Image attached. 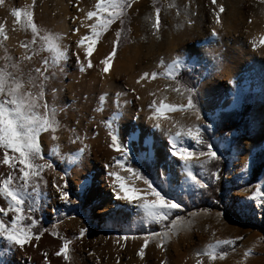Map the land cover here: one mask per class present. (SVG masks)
Returning <instances> with one entry per match:
<instances>
[{"label": "rangeland", "instance_id": "obj_1", "mask_svg": "<svg viewBox=\"0 0 264 264\" xmlns=\"http://www.w3.org/2000/svg\"><path fill=\"white\" fill-rule=\"evenodd\" d=\"M97 2L3 0L0 3V24L4 25V34L0 35V68L21 77L25 87L33 92L42 87L48 114L54 115L58 124L54 130L41 134L45 159L39 162L52 163L53 167L44 169L42 181L46 183H42L39 201L33 199L32 203L46 217L62 216L56 221V232L45 230L39 239L30 233L32 245L20 247L0 235V264H29L35 255L48 261L56 259L60 264H214L228 257H232V264H264V232L246 222L250 219L264 228V211L250 199L257 190L264 192V169L255 183L249 182L248 169L253 151L264 144V44L260 43L264 37V0H216L215 3L213 0H160L161 6L155 0H134L127 11L131 21L129 42L116 50L108 73L103 72L104 65L100 62L115 47L122 16L97 41L90 58L93 67L81 71L89 58L78 42L91 33L88 26L96 18L88 19L87 13L96 10ZM221 6L223 12H220ZM15 8L34 13L41 35L58 34L67 59L45 72L42 62L45 58L51 61L53 54L40 50L39 38L35 44L31 43L33 34L23 27L24 18L17 22L12 15ZM157 8L160 9L158 29L154 27ZM24 44L29 47H23ZM182 63L198 69L200 101L208 113L251 102L252 133L238 139L225 155L226 190L220 208H195L187 215H178L180 220L165 239V225L160 230L154 229L151 224L155 222L136 203L117 199L114 191H118V184L109 173L124 176L141 193L147 191L145 180L137 178L139 173L127 171L130 167L127 161L137 160L145 153L148 158H155L159 178L168 176L171 184L181 191L192 181L183 162L170 154L172 137L181 131L185 134L180 138L183 146L192 150L198 139L197 128L200 132L214 123L186 107L189 96L174 79ZM38 68L43 76L37 73ZM170 70L172 76L167 74ZM257 71L262 73V78L257 76ZM153 72L155 79L151 77ZM144 73L149 76L141 80ZM30 77L35 87L28 83ZM244 79L257 87H244ZM249 91L253 96L247 97ZM101 96H105L103 101ZM154 101L155 107L167 103L177 108L157 118L151 106ZM128 124L131 128L141 127L153 137L156 146L142 143L130 147ZM189 129L197 139L187 138ZM230 134L224 135L221 147L230 146ZM112 135L127 148L128 158L123 164L116 163L123 152L111 146ZM81 148L83 152L79 151ZM53 150L58 155H53ZM203 158L207 157H194L193 165ZM10 171L0 164V179ZM65 180L71 193L70 204L59 199L55 187ZM81 187L84 194L80 192ZM4 201L0 196V206L6 207ZM182 208L183 205L179 209ZM227 209L235 211L243 221L227 216ZM116 217L121 218L118 228L114 227ZM3 218L10 222L12 214ZM71 221L75 222L72 226ZM81 229H86L83 236ZM238 237L242 238L240 244L227 251V255H220L225 253L219 250L222 245L217 248L216 259L204 254L209 244ZM65 240L71 241L67 259L56 255Z\"/></svg>", "mask_w": 264, "mask_h": 264}, {"label": "snow or ice", "instance_id": "obj_2", "mask_svg": "<svg viewBox=\"0 0 264 264\" xmlns=\"http://www.w3.org/2000/svg\"><path fill=\"white\" fill-rule=\"evenodd\" d=\"M2 2L3 0H0V3ZM33 2H35V0H33ZM215 2L216 0H213V3ZM125 7H131L130 0H98L95 6L96 10L87 13L88 19L95 17L96 22L88 26L91 28V33L81 37L78 42L79 46L84 47L85 56L89 58L86 65L82 64L81 71L85 70V68L93 67L90 58L93 55L97 41L112 23L120 19ZM223 11L224 8L221 6L220 12ZM12 15L16 18L17 22H20L22 17L24 18L23 27L30 29L33 34L32 44H35L36 38H39L42 42L40 50L46 49L53 54V59L51 61L45 58L42 62L45 72L50 67L58 65L61 60L67 59V53L62 50L61 44L59 43L61 37L58 34L41 35V30L34 21V13L32 11H26L24 8H15L12 11ZM217 18H219V13H217ZM217 22H219V19H217ZM154 27L157 29L160 27L159 8L156 9V23ZM76 31H79V29ZM3 34L4 25L0 24V35ZM213 34L215 35V33ZM116 35L117 38H119L120 32H117ZM4 39H7L6 35H4ZM260 43L264 44V37L261 38ZM23 47L28 48L29 45L24 44ZM115 54L116 48L113 47L112 52L100 62L104 65L102 69L104 73L110 71L112 58ZM36 71L42 76L44 75L41 69L38 68ZM167 74L169 76L173 75L171 70ZM148 76L149 73H144L140 79L144 80ZM151 77L155 79L156 73H151ZM44 79H47V77L44 76ZM28 83L35 87L31 77ZM117 97H119V94H117ZM104 99L105 96L100 97L101 101ZM151 106L155 108L153 116L157 118L163 116L166 111H174L177 108V106L167 103L155 107V101ZM194 106L192 98L189 97L186 107L192 108ZM179 107L185 106L181 105ZM48 111L49 106L44 100L42 87L36 92H33L30 88L25 87L21 77L7 72L6 69L0 68V150H2L0 164L6 165L12 170L5 178L0 179V196L6 200V207L0 206V235H3L14 245H19L20 247L31 244L33 241V236L30 234V231L31 225L35 223V220L25 215V211L27 210L28 213H32L35 210L32 201L33 199L37 202L39 201L42 183H46L42 181V173L45 168L51 169L53 167L52 163L39 162L45 159L40 139L41 134L47 132L49 129L54 130V126L58 127L54 115L50 117ZM156 127L159 128L160 124L157 123ZM182 135L185 134L181 131H177L172 137L170 154L174 157H178L179 160L183 162L188 177L192 180H196L197 178L192 172L193 158L196 156V152L183 146V141L180 139ZM186 135L189 139H197L199 136V127L197 128V137L192 136L191 129L188 130ZM197 142L199 143L201 141L197 139ZM111 146L115 148L117 152H123V156L116 161L117 164H123L128 158L127 148L122 147L116 135H112ZM206 147L207 151H200L199 156L207 157L210 161L219 159L217 151L214 150L211 143H208ZM79 151L83 152L84 148L79 149ZM52 154L58 155L55 150H53ZM72 159H78V157H72ZM127 171L134 175L137 174V170L130 167L127 168ZM15 172H18L19 175H14ZM65 175H67V173H65ZM109 175L114 176L118 184V191H114V195L117 199L129 203H136V206L143 210L151 222H169L165 224V231L163 232L164 238H169V232L176 226V222L180 220V217H176L175 220L169 221V216L174 210L179 209L181 204L169 198L162 190H159L158 187L153 186L150 180H145L148 189L141 193L140 189L127 183L126 178L119 173L111 172ZM137 178L141 177L137 176ZM216 178L218 179L219 177L217 176ZM55 187L59 194V199L67 204L72 203L70 199L71 193L68 191L67 180L61 185H55ZM84 187H86V185H84ZM29 188H31V191H29ZM149 196L154 198L149 199ZM250 199L258 203L259 208L264 211V192L257 190ZM9 213L12 214V218L10 222H6L3 217H8ZM25 221H30V223L25 224ZM169 225H171V227ZM85 231L86 229H81V236H83ZM42 234L41 232L39 235ZM39 235H36L35 239H39ZM151 235L160 236L161 234L152 233ZM237 239L242 238L238 237ZM235 242L236 241L232 239L217 240L215 244L208 245L207 251L204 254L214 260L216 259L217 248L220 245L232 246ZM147 243L148 241L146 240L145 245H147ZM70 244V240H65L63 246L56 255H63L65 259H67ZM248 251L251 252V249ZM140 254L143 255V249H141ZM220 255L225 256L227 253H220Z\"/></svg>", "mask_w": 264, "mask_h": 264}, {"label": "trees", "instance_id": "obj_3", "mask_svg": "<svg viewBox=\"0 0 264 264\" xmlns=\"http://www.w3.org/2000/svg\"><path fill=\"white\" fill-rule=\"evenodd\" d=\"M134 0H130L132 3ZM157 5L161 6L160 0H155ZM129 7H125L121 19L120 37L117 39L115 48L120 50L124 44L129 42L130 34V15L127 12ZM174 79L177 85L182 87L192 98V108H188L189 111H197L201 116H204L208 120L214 123L213 127H204L200 132L198 139L201 142L194 143L192 151L196 152L195 157L199 156L200 151H207L206 145L211 143L214 149L219 151V159L209 160L203 158L199 164L193 165V175L196 176V180H192L188 186L181 191L178 187L173 186L168 176L159 178L157 174V162L154 157L148 158L144 153L138 157L137 160L127 161V164L136 169L139 173V177L143 180L153 181V185L162 190L169 198L176 200L183 205L182 209H176L169 216V221L173 220L178 215H187L188 211L199 208H220L221 202H224V193L226 190V180L224 178V170L227 165V158L225 155L230 153V147L235 142L245 136H250L251 122L250 112L252 110L251 102H243L240 107H221L218 108L215 114L208 113L201 104L200 101V77L198 76V69L189 63H182L177 74L174 75ZM253 96V92H247V97ZM239 132H238V131ZM231 133L228 141L230 146L221 147L224 135ZM248 169L250 173L249 182L255 183L258 181L263 169H264V144L261 147L256 148L248 161ZM219 177L218 179L216 177ZM199 181V182H197ZM204 185V186H202ZM27 204V202H26ZM25 215H28L35 220V223L31 225L30 233L34 236L39 235L45 230L49 232H56V221L62 216L57 215L54 218L46 217V215L39 211L34 210L32 213L25 211ZM226 215L234 217L238 221L242 222V218L235 211L226 210ZM114 227L118 228L121 224V218H113ZM248 223L255 225L259 230L264 232V228L252 223V220L247 219ZM25 224L30 221H25ZM164 223H152V227L156 230L162 229ZM40 236V235H39ZM235 244L232 246L222 245L220 251L227 252L237 247L241 240H235Z\"/></svg>", "mask_w": 264, "mask_h": 264}, {"label": "bare ground", "instance_id": "obj_4", "mask_svg": "<svg viewBox=\"0 0 264 264\" xmlns=\"http://www.w3.org/2000/svg\"><path fill=\"white\" fill-rule=\"evenodd\" d=\"M179 42V41H178ZM186 42V41H185ZM184 42V43H185ZM210 42V41H209ZM183 43V42H182ZM183 43V44H184ZM140 51L138 52V55H140ZM243 55V54H242ZM137 57V56H136ZM240 58V57H239ZM244 58V57H243ZM249 61V60H248ZM245 62V61H244ZM257 76L259 78H262V73L259 71L256 72ZM242 85L245 87H251V88H255L257 87V84H253L251 83L249 80H243L242 81ZM129 125V124H128ZM189 125V124H188ZM129 130V133H130V138H129V146L132 147V146H138V145H141L142 143H146L148 144L149 146L151 147H155L156 146V142L155 140L153 139V137H149L145 131L142 130L141 127L139 126H135L134 128H131L130 125L128 127ZM49 142V141H48ZM128 145V144H127ZM128 146V147H129ZM89 184V183H87ZM96 188H97V185L95 186V190L93 191V194L92 196L95 197L96 195ZM80 192L82 194H84L85 190L83 187H81V190ZM6 202V201H4ZM76 223L78 222V220L75 221ZM75 222L71 221V226L72 224H75ZM36 244V243H35ZM32 245V244H31ZM35 246V245H34ZM33 246V247H34ZM36 248V247H35ZM34 248V249H35ZM33 250V249H32ZM36 251V250H35ZM158 252V251H157ZM158 258H159V255L158 254H155ZM247 259V258H246ZM247 260H244V263H246ZM249 262V261H248ZM29 264H60L56 259H51L50 261H48L47 259L45 260L43 257H41V255H35L31 258ZM214 264H232V257H228L227 259L223 258L221 259L220 261H216L214 262Z\"/></svg>", "mask_w": 264, "mask_h": 264}]
</instances>
